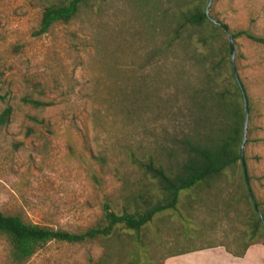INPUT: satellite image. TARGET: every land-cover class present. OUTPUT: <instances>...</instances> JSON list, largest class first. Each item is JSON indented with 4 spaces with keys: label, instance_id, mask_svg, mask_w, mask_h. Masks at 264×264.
Instances as JSON below:
<instances>
[{
    "label": "rangeland",
    "instance_id": "374dc122",
    "mask_svg": "<svg viewBox=\"0 0 264 264\" xmlns=\"http://www.w3.org/2000/svg\"><path fill=\"white\" fill-rule=\"evenodd\" d=\"M62 1L0 0V115L12 108L0 126V211L81 233L98 225L105 203L120 213L148 183L140 161L169 165L195 131L189 94L204 78L200 32L174 30L210 0H90L71 22L36 36L44 9ZM209 13L230 32L264 37V0H214ZM234 44L253 102L245 167L183 192L176 210L139 233L51 242L25 264H160L165 252L223 245L239 253L251 242L255 203L264 212V46L244 36ZM0 264H17L1 236Z\"/></svg>",
    "mask_w": 264,
    "mask_h": 264
},
{
    "label": "trees",
    "instance_id": "16d2710c",
    "mask_svg": "<svg viewBox=\"0 0 264 264\" xmlns=\"http://www.w3.org/2000/svg\"><path fill=\"white\" fill-rule=\"evenodd\" d=\"M89 2L63 0L51 4L44 9L35 35L43 36L55 25L71 22ZM187 27H194L200 32L197 44L204 78L201 85L189 94L196 129L181 141V153L172 155L167 166L153 160L140 161L139 169L148 183L126 197L120 213L111 204L105 203L98 225L81 233L40 226L26 222L21 216L6 215L0 211V236L9 243L15 263H27L51 242L83 244L110 239L119 231L139 233L156 215L176 210L183 192L197 189L242 163L241 148L246 122L244 101H247L249 116L253 112V102L236 63L232 64L230 42L223 40L222 35L229 33L234 41L244 36L262 46L264 37L247 31L230 32L221 23L216 25L208 18L206 10L199 8L182 15L174 30L175 35L178 36ZM208 27L211 31H207ZM22 103L34 108L51 106V103L30 97L22 98ZM11 114L12 108L7 107L0 115V126L9 122ZM32 120L37 121L35 118ZM249 222L248 237L251 242L237 253L238 257H242L249 246L261 243L254 242L257 236L264 235V212L260 210L259 203H255ZM98 264L104 263L100 261Z\"/></svg>",
    "mask_w": 264,
    "mask_h": 264
},
{
    "label": "crops",
    "instance_id": "0c3cea01",
    "mask_svg": "<svg viewBox=\"0 0 264 264\" xmlns=\"http://www.w3.org/2000/svg\"><path fill=\"white\" fill-rule=\"evenodd\" d=\"M223 245L165 252L160 264H264V244H253L242 257ZM139 264V263H124Z\"/></svg>",
    "mask_w": 264,
    "mask_h": 264
},
{
    "label": "water",
    "instance_id": "95a60500",
    "mask_svg": "<svg viewBox=\"0 0 264 264\" xmlns=\"http://www.w3.org/2000/svg\"><path fill=\"white\" fill-rule=\"evenodd\" d=\"M213 1L214 0H210L209 4L207 6V9H206V15L208 16L209 19H211L209 12H210V7H211ZM213 22L216 25H219L218 22H216V21H213ZM228 37H229V42H230V53H231L232 64L235 65V59H236L235 44H234L233 37L229 33H228ZM244 106H245V111H246V122H245V128H244V141H243V145H242V148H241V158H242L243 165L245 167L244 146H245V144L247 142V136H248L247 131H248V124H249V113H248V110H247V101H246V99L244 101ZM260 216H261V214H260Z\"/></svg>",
    "mask_w": 264,
    "mask_h": 264
}]
</instances>
